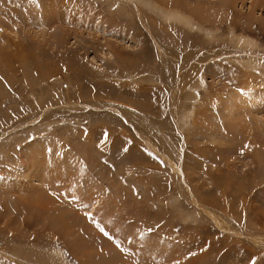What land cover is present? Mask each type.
I'll list each match as a JSON object with an SVG mask.
<instances>
[{
	"label": "rangeland",
	"instance_id": "rangeland-1",
	"mask_svg": "<svg viewBox=\"0 0 264 264\" xmlns=\"http://www.w3.org/2000/svg\"><path fill=\"white\" fill-rule=\"evenodd\" d=\"M227 1L0 0V264H264V2Z\"/></svg>",
	"mask_w": 264,
	"mask_h": 264
},
{
	"label": "bare ground",
	"instance_id": "bare-ground-1",
	"mask_svg": "<svg viewBox=\"0 0 264 264\" xmlns=\"http://www.w3.org/2000/svg\"><path fill=\"white\" fill-rule=\"evenodd\" d=\"M235 2V0H228L226 3H228V6L230 7L233 3ZM264 2V0H256L255 1V6H257L258 4H260V5H262V3ZM172 5V4H171ZM173 5L175 6V8L174 9H172V10H167V8H165V6L163 7V12L162 13H160L159 15H162V18H161V21H156V19L155 18H153V25H154V30H156L157 32L159 31L160 32V28H165L164 27V25H166L167 23H170V22H174L175 23V25H173L174 27H176V28H178V29H182V28H184V27H190L191 26V21H192V15L190 14V13H188V11H187V14H189V16L188 17H186L185 16V10H187V9H185L184 7H183V5H179V4H176V3H173ZM166 6H170V4L169 5H166ZM172 7V6H171ZM192 11V10H191ZM191 11H189V12H191ZM170 12L171 13H174V15H170ZM196 11L194 10V13H195ZM196 13H199V12H196ZM204 14V13H203ZM191 15V16H190ZM195 15V14H194ZM201 15V14H200ZM196 17V16H195ZM160 20V19H159ZM194 22V21H193ZM195 23V22H194ZM169 26V25H168ZM180 26V27H179ZM196 26V25H195ZM194 26V27H195ZM172 27V26H171ZM193 27V26H192ZM197 27V26H196ZM169 28H170V26H169ZM173 28V27H172ZM175 29V28H174ZM192 30V29H191ZM197 30V29H196ZM183 31V30H182ZM155 32V31H154ZM156 41V40H155ZM155 43H158V42H155ZM160 49V48H159ZM162 51V50H161ZM157 57H158V62H159V64H161L162 63V58L163 57H165V55L164 54H162V55H160V54H158L157 53ZM162 57V58H161ZM162 60H161V59ZM165 59V58H164ZM161 60V61H160ZM164 61V60H163ZM161 62V63H160ZM184 62V61H183ZM127 253H128V251H127ZM133 253V249H131V251L128 253V255L129 256H132L131 254ZM119 257H121V256H119Z\"/></svg>",
	"mask_w": 264,
	"mask_h": 264
}]
</instances>
